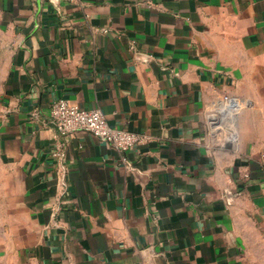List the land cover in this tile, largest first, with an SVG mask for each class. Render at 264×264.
I'll use <instances>...</instances> for the list:
<instances>
[{
    "label": "crops",
    "instance_id": "0c3cea01",
    "mask_svg": "<svg viewBox=\"0 0 264 264\" xmlns=\"http://www.w3.org/2000/svg\"><path fill=\"white\" fill-rule=\"evenodd\" d=\"M0 264H264V0H0Z\"/></svg>",
    "mask_w": 264,
    "mask_h": 264
},
{
    "label": "built area",
    "instance_id": "2783aa9c",
    "mask_svg": "<svg viewBox=\"0 0 264 264\" xmlns=\"http://www.w3.org/2000/svg\"><path fill=\"white\" fill-rule=\"evenodd\" d=\"M224 100L230 110L237 111L241 106L240 100L235 96L226 95ZM50 117L54 128V157L62 156L63 146L68 136L78 131L91 133L117 148L123 153L122 164L126 163L125 152L139 145L142 140L137 133L112 127L101 109H83L63 98L52 102Z\"/></svg>",
    "mask_w": 264,
    "mask_h": 264
}]
</instances>
